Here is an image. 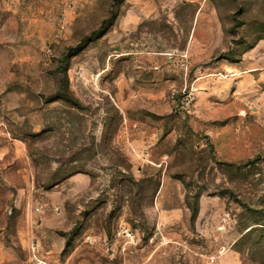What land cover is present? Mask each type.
Segmentation results:
<instances>
[{
	"label": "rangeland",
	"instance_id": "rangeland-1",
	"mask_svg": "<svg viewBox=\"0 0 264 264\" xmlns=\"http://www.w3.org/2000/svg\"><path fill=\"white\" fill-rule=\"evenodd\" d=\"M0 264H264V0H0Z\"/></svg>",
	"mask_w": 264,
	"mask_h": 264
},
{
	"label": "trees",
	"instance_id": "trees-1",
	"mask_svg": "<svg viewBox=\"0 0 264 264\" xmlns=\"http://www.w3.org/2000/svg\"><path fill=\"white\" fill-rule=\"evenodd\" d=\"M193 213H197V209L196 210H194V212Z\"/></svg>",
	"mask_w": 264,
	"mask_h": 264
}]
</instances>
